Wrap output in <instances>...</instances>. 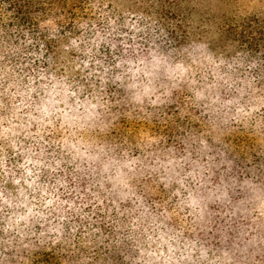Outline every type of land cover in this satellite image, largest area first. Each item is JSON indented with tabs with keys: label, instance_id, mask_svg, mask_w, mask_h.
<instances>
[{
	"label": "rangeland",
	"instance_id": "rangeland-1",
	"mask_svg": "<svg viewBox=\"0 0 264 264\" xmlns=\"http://www.w3.org/2000/svg\"><path fill=\"white\" fill-rule=\"evenodd\" d=\"M65 1L48 53L0 44V233L264 264V0Z\"/></svg>",
	"mask_w": 264,
	"mask_h": 264
},
{
	"label": "trees",
	"instance_id": "trees-1",
	"mask_svg": "<svg viewBox=\"0 0 264 264\" xmlns=\"http://www.w3.org/2000/svg\"><path fill=\"white\" fill-rule=\"evenodd\" d=\"M141 2L145 3L147 8L154 7L160 16L169 17L177 13L183 0H141ZM60 4V0H0V44L6 46L8 43L7 46L10 48L16 47L22 50L44 49L48 53L57 41V36H54L52 31V23L56 21L58 26H62L60 14L63 11L60 7L66 8L67 1H65L66 5ZM82 192L84 193L72 188L65 201L71 198L75 202L80 201L78 196L82 197ZM3 202V197H0V209L3 207ZM66 207L68 218L72 217L79 224H84L85 217L77 213L76 205L72 206L68 203H56L53 216L50 218L55 219L60 208ZM64 221L69 223L68 219ZM96 222L99 223V220ZM58 227L64 226L60 224ZM33 228L36 229L23 225L10 233H0V238L4 241L0 243V264H174L154 258L148 261L146 254L142 261H138L134 259L132 250L127 251L126 248L122 253V245L117 246L118 244L116 247L108 244L97 246L93 251L71 248L64 244L69 240L68 237L59 235L58 231L62 229H39L36 225H33ZM50 231H53V237L58 239V241L51 240L53 245H50L45 238ZM131 248L132 246H129V249ZM134 251L136 254L139 253L138 249ZM112 257H116L115 263L106 262Z\"/></svg>",
	"mask_w": 264,
	"mask_h": 264
}]
</instances>
